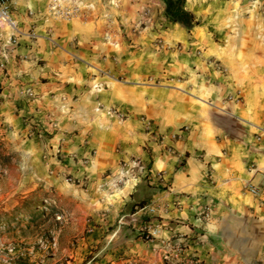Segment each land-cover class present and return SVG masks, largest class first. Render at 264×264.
I'll return each mask as SVG.
<instances>
[{"label":"crops","instance_id":"crops-1","mask_svg":"<svg viewBox=\"0 0 264 264\" xmlns=\"http://www.w3.org/2000/svg\"><path fill=\"white\" fill-rule=\"evenodd\" d=\"M112 1L12 0L18 32L0 33V61L5 56L6 80L14 86L7 94L22 97L26 114H50L54 146L72 143L66 149L79 151L75 144L89 125L100 160L122 139L123 156L140 160L142 169L148 147V178L153 180L148 184L165 183L164 189H152L148 206L159 213L168 233L204 238L210 242L202 248L207 256L221 254L228 249L225 224L237 217L264 219V42L183 44L177 73L185 88L171 98L168 88L140 83L157 48L149 42L154 4L116 0L112 6ZM73 5L80 10L76 17L58 15ZM139 19L146 27L133 34ZM195 48L201 49L198 55ZM96 81L102 89H93ZM98 105L100 111L114 108L125 115V132L116 137L103 129V119H95ZM143 119L151 122V131ZM141 182L134 183V192ZM249 185L259 189L258 196L246 190Z\"/></svg>","mask_w":264,"mask_h":264},{"label":"rangeland","instance_id":"rangeland-1","mask_svg":"<svg viewBox=\"0 0 264 264\" xmlns=\"http://www.w3.org/2000/svg\"><path fill=\"white\" fill-rule=\"evenodd\" d=\"M148 1L155 6L149 42L157 48L150 52L147 78L140 83L168 88L171 98L185 88L179 82L182 75L177 73L181 70L178 54L183 44L264 42V0H186V9L199 22L190 30L167 20L162 0ZM73 8L77 13L70 18L80 11L77 6ZM119 27L125 31L120 22ZM145 27L142 19L137 20L133 34ZM16 31L0 24V33ZM124 35L132 41L127 33ZM200 51L195 48V54ZM1 61L0 103L8 101L0 104V264H264L263 218L257 222L237 217L225 224L230 229L228 249L221 254L213 251V257L202 249L207 242L210 244L209 240L168 233L159 213L148 206L152 199L150 186L159 191L165 184L161 179L148 184L153 181L148 178L152 160L149 148L144 147L148 163L142 169L138 167L140 160L123 156L126 151L122 139L114 142L106 158L100 160L99 147L91 141L94 127L89 125L83 126L82 139L75 144L79 151L66 149L72 143L50 144V114H26L22 97L15 99L7 94L14 86L6 80V61ZM97 86L102 89L99 81L92 83L94 90ZM101 109L100 105L96 107L95 119H103V129L116 137L125 132V115L114 108ZM106 116L110 121L104 119ZM143 123L151 131V122L143 119ZM139 178L142 182L134 192ZM141 199L148 200V204L135 207L131 213L128 205Z\"/></svg>","mask_w":264,"mask_h":264},{"label":"trees","instance_id":"trees-1","mask_svg":"<svg viewBox=\"0 0 264 264\" xmlns=\"http://www.w3.org/2000/svg\"><path fill=\"white\" fill-rule=\"evenodd\" d=\"M164 3V13L167 20L171 23H178L184 26L186 29L190 30L193 26L198 25L199 22L194 16V14L186 9V0H162ZM154 189L153 186H150ZM148 200L141 199L139 201L131 202L129 206V211L134 213L133 209L135 207L143 208L148 204Z\"/></svg>","mask_w":264,"mask_h":264},{"label":"built area","instance_id":"built-area-1","mask_svg":"<svg viewBox=\"0 0 264 264\" xmlns=\"http://www.w3.org/2000/svg\"><path fill=\"white\" fill-rule=\"evenodd\" d=\"M11 9H12V0H0V24H6L12 28L13 31L17 30L14 21L11 18ZM64 18H70L77 13V8L73 9H65L63 11L58 12ZM5 60V56H2ZM217 63V62H216ZM0 67H4V62H0ZM217 69H219L222 73H225V69L221 67L219 64H216ZM246 190L252 196H258L259 189L255 186L249 185L246 187ZM150 211H153L151 208Z\"/></svg>","mask_w":264,"mask_h":264}]
</instances>
